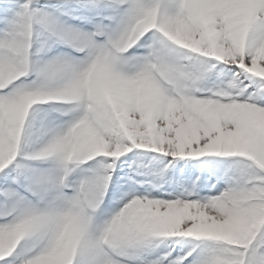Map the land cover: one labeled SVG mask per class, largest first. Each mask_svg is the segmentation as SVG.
<instances>
[{
	"label": "snow or ice",
	"instance_id": "obj_1",
	"mask_svg": "<svg viewBox=\"0 0 264 264\" xmlns=\"http://www.w3.org/2000/svg\"><path fill=\"white\" fill-rule=\"evenodd\" d=\"M0 264H264V0H0Z\"/></svg>",
	"mask_w": 264,
	"mask_h": 264
}]
</instances>
